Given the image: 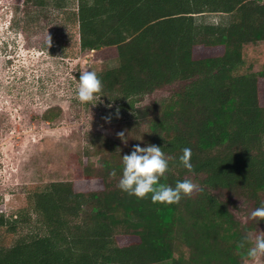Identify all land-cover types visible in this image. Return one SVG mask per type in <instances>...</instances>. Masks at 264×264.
Segmentation results:
<instances>
[{
	"label": "trees",
	"instance_id": "trees-1",
	"mask_svg": "<svg viewBox=\"0 0 264 264\" xmlns=\"http://www.w3.org/2000/svg\"><path fill=\"white\" fill-rule=\"evenodd\" d=\"M17 3L41 8L47 0ZM54 6L57 33L78 52L117 50L118 66L97 72V96L131 111L149 136L115 145L111 155L98 149V166L88 161L83 181L49 183L31 192L28 208L16 215L0 211V264L249 262L252 245L241 241L261 233L264 221L243 226L221 196L253 202L254 209L264 202V71L235 75L245 65L244 47L264 43V0H54ZM207 14L229 20L197 22ZM176 86L162 110L137 107ZM149 144L169 161L160 184L196 176L200 191L172 205L121 191L122 157ZM184 148L191 149L193 171L179 165ZM24 229L6 244L7 235Z\"/></svg>",
	"mask_w": 264,
	"mask_h": 264
},
{
	"label": "rangeland",
	"instance_id": "rangeland-1",
	"mask_svg": "<svg viewBox=\"0 0 264 264\" xmlns=\"http://www.w3.org/2000/svg\"><path fill=\"white\" fill-rule=\"evenodd\" d=\"M57 15L54 0L41 8L0 0V211L8 217L28 208L30 193L49 183L83 181L87 162L98 166V149L111 155L115 145L141 143L149 136L148 126L136 123L119 104L101 98L79 102L77 74L117 67L118 52H78L67 35L57 33ZM228 20L213 14L197 18L212 25ZM243 56L245 65L235 75L264 71V43L245 46ZM178 87L149 96L137 107L156 104L162 110ZM188 180L198 186L197 194L202 178ZM221 199L243 226L251 222L253 202L228 195ZM23 232L27 229L7 235L6 244ZM244 264H264V257Z\"/></svg>",
	"mask_w": 264,
	"mask_h": 264
},
{
	"label": "clouds",
	"instance_id": "clouds-1",
	"mask_svg": "<svg viewBox=\"0 0 264 264\" xmlns=\"http://www.w3.org/2000/svg\"><path fill=\"white\" fill-rule=\"evenodd\" d=\"M76 95L82 104H90L98 98L97 94L102 90V81L95 71L81 72L78 80ZM119 114L117 110V115ZM110 122V118L106 117ZM123 139L124 133H119ZM192 152L190 148H184L179 158V165L189 171H193L191 163ZM122 174L119 179L118 188L138 199H144L151 194L152 203L177 204L183 197L191 196L198 186L191 180L177 181L175 186L160 184L161 177L169 170V161L162 149L153 144L146 147L136 145L130 155H124ZM115 177L116 172L110 173ZM250 219L264 221V202L250 213ZM251 244L246 252L250 261H257L264 257V233H251L241 241V247Z\"/></svg>",
	"mask_w": 264,
	"mask_h": 264
},
{
	"label": "crops",
	"instance_id": "crops-1",
	"mask_svg": "<svg viewBox=\"0 0 264 264\" xmlns=\"http://www.w3.org/2000/svg\"><path fill=\"white\" fill-rule=\"evenodd\" d=\"M214 15V14H213Z\"/></svg>",
	"mask_w": 264,
	"mask_h": 264
}]
</instances>
